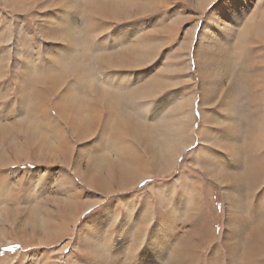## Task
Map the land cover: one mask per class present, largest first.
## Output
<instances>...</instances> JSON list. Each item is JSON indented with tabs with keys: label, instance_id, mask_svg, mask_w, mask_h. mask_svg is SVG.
I'll list each match as a JSON object with an SVG mask.
<instances>
[{
	"label": "bare ground",
	"instance_id": "obj_1",
	"mask_svg": "<svg viewBox=\"0 0 264 264\" xmlns=\"http://www.w3.org/2000/svg\"><path fill=\"white\" fill-rule=\"evenodd\" d=\"M0 245L264 264V0H0Z\"/></svg>",
	"mask_w": 264,
	"mask_h": 264
},
{
	"label": "rangeland",
	"instance_id": "obj_2",
	"mask_svg": "<svg viewBox=\"0 0 264 264\" xmlns=\"http://www.w3.org/2000/svg\"><path fill=\"white\" fill-rule=\"evenodd\" d=\"M17 246L18 245H14L12 248L11 246L8 248V247H5V245H0V261L5 260L7 256H12L13 254H15L16 249L19 248Z\"/></svg>",
	"mask_w": 264,
	"mask_h": 264
},
{
	"label": "snow or ice",
	"instance_id": "obj_3",
	"mask_svg": "<svg viewBox=\"0 0 264 264\" xmlns=\"http://www.w3.org/2000/svg\"><path fill=\"white\" fill-rule=\"evenodd\" d=\"M213 3H215V0H213ZM18 247V246H17Z\"/></svg>",
	"mask_w": 264,
	"mask_h": 264
}]
</instances>
